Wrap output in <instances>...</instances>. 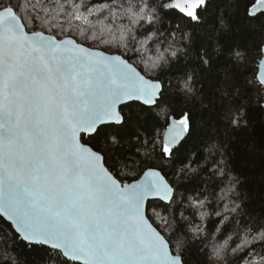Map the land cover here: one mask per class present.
Masks as SVG:
<instances>
[{
    "label": "snow or ice",
    "instance_id": "1",
    "mask_svg": "<svg viewBox=\"0 0 264 264\" xmlns=\"http://www.w3.org/2000/svg\"><path fill=\"white\" fill-rule=\"evenodd\" d=\"M207 2L0 0V215L10 222L14 240L45 246L62 264H185L184 225L157 213L159 223L153 226L144 212L149 196L168 201L172 188L153 168L139 180L124 182L143 163L137 154L151 159L157 142L151 150L137 148L114 174L101 152L82 141L102 135L106 146H122L126 122L117 105L125 100L157 104L163 92L156 73L179 56L187 57L192 46L191 35L179 24L170 39L160 32L161 13L199 23V10H206ZM242 3L246 17L264 16V0ZM229 27L221 15L219 30ZM211 44L209 39L208 46L192 53L201 67H211ZM215 54H221L220 47ZM228 55L237 64L248 62V53L238 48H230ZM252 63L244 91L255 89L264 99V42ZM194 80L188 74L179 84L186 98L196 93ZM230 84L228 74L225 94ZM241 96L237 88L224 105L226 126H241L245 113L234 103ZM191 126L188 112L172 117L158 153L170 156ZM221 149L218 142L209 143L210 153L223 156ZM216 168L219 176L227 175L223 159ZM233 191L229 177L219 197L226 202L215 212L221 218L218 232L239 215L240 205L231 201ZM189 206L201 223L193 225L183 214L181 219L199 239L209 213L205 200H191ZM236 224L240 243L233 254L257 242L264 246V222ZM232 239L229 235L212 246L217 260ZM249 264H264V256Z\"/></svg>",
    "mask_w": 264,
    "mask_h": 264
},
{
    "label": "trees",
    "instance_id": "2",
    "mask_svg": "<svg viewBox=\"0 0 264 264\" xmlns=\"http://www.w3.org/2000/svg\"><path fill=\"white\" fill-rule=\"evenodd\" d=\"M154 2L160 3L162 0ZM161 15V23L157 27L169 39L178 24L183 32L191 35L189 55L179 56L156 73L163 92L157 104L151 107L135 102L121 107L126 122L122 146H106L102 135L92 139L84 137L83 142L101 152L106 167L117 174L127 158L137 153V148L141 152L145 147L151 150L152 142L156 141L157 151L152 152L151 159L137 154V158L143 160V163L139 164L132 177L124 181L136 180L145 169L156 168L174 188V196L169 204L159 200L148 202L149 220L154 226H158V213L184 225V234L188 240L182 251L185 264H249L264 256V246L257 242L243 250L238 249L235 254L232 249L240 243L236 221H240L242 225L253 220L264 222V99L257 95L255 89L244 91L246 81L252 75V60L256 49L264 42V16L257 19L246 17L242 0H208L206 10H199V23L181 20L171 13L162 12ZM221 15L230 26L227 30H219ZM45 33L53 34L48 31ZM209 39L212 41L209 48L212 64L210 68L201 67L192 53L199 51L201 46H208ZM217 47L221 48L219 56L215 54ZM230 48L248 53V62L237 64L229 59ZM188 74L195 77L196 93L191 98H186L179 91L180 82ZM228 74H231V84L225 94ZM237 88L241 89L242 96L236 98L234 103L243 109L245 116L240 127L232 128L226 126L222 112ZM183 112L191 115V133L170 156L163 157L158 153L162 132L170 117L178 119ZM210 142L222 145L223 156L218 152L208 151ZM221 159L227 165V175L224 177L216 174V166ZM184 168L187 170L181 173L180 169ZM229 177L234 185V191L230 193L231 201L240 205L239 215L218 232L221 218L215 212L222 211L224 207L226 201L219 200V197L221 189L228 184ZM196 199L205 200V210L209 213L202 224L206 231L199 239L193 237L187 230V222L181 219L183 214L189 217L193 225L201 223L199 216L189 206L191 200ZM14 235L10 224L0 216V264H62L61 259L56 258L45 246L29 247L18 238L14 240ZM229 235L233 239L229 241L223 259L217 260L212 255V246L222 244ZM170 243L175 254L174 241ZM68 264L72 262L69 261Z\"/></svg>",
    "mask_w": 264,
    "mask_h": 264
},
{
    "label": "water",
    "instance_id": "3",
    "mask_svg": "<svg viewBox=\"0 0 264 264\" xmlns=\"http://www.w3.org/2000/svg\"><path fill=\"white\" fill-rule=\"evenodd\" d=\"M45 35H51V34H47V33H44ZM143 74V73H142ZM135 102H137V103H141V104H143V105H145V106H154V105H146V104H144L143 103V101H141V100H125V101H123L122 103H120V104H118L117 105V108H116V110L118 111V112H120L121 113V115H122V112H121V107H123V106H125V105H127V104H129V103H135ZM123 116V115H122ZM171 118L172 117H170L168 120V124L166 125V127H165V129H164V133H165V130L167 129V127H168V125H169V123L171 122ZM164 133H163V135H162V139H163V136H164ZM187 136V135H186ZM185 136V137H186ZM185 139V138H184ZM183 139V140H184ZM182 140V141H183ZM181 141V142H182ZM83 142V141H82ZM84 143V142H83ZM86 144V143H85ZM88 145V144H87ZM89 146V145H88ZM178 146V145H177ZM176 146V147H177ZM91 147V146H90ZM105 167H106V165H105ZM148 169V168H147ZM147 169H145L144 171H146ZM153 169H155L156 171H158L159 173H160V175L164 178V180H165V182H167L168 183V185H169V187H171L172 188V198L171 199H173V196H174V188L172 187V185L168 182V180L165 178V176L162 174V172L160 171V170H158V169H156V168H153ZM144 171H143V173H144ZM143 173H141V175H140V177L139 178H137L136 180H139L142 176H143ZM132 181H130V182H127V183H131ZM171 199L170 200H168V201H165V200H161L159 197H157V196H149L146 200H145V202H144V212H145V215H146V217H147V219L149 220V218H148V216H147V204H148V202L149 201H152V200H159V201H161V202H163V203H165V204H169L170 202H171ZM5 221H7L9 224H10V222L7 220V218L6 217H4L3 215H0ZM150 221V220H149ZM151 222V221H150ZM152 223V222H151ZM153 224V223H152ZM154 226V225H153ZM174 254V253H173Z\"/></svg>",
    "mask_w": 264,
    "mask_h": 264
},
{
    "label": "rangeland",
    "instance_id": "4",
    "mask_svg": "<svg viewBox=\"0 0 264 264\" xmlns=\"http://www.w3.org/2000/svg\"><path fill=\"white\" fill-rule=\"evenodd\" d=\"M163 133H164V130H163V132H162V135H163ZM161 141H162V138H161Z\"/></svg>",
    "mask_w": 264,
    "mask_h": 264
}]
</instances>
